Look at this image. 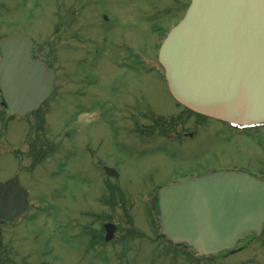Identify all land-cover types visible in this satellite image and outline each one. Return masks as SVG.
<instances>
[{
  "label": "rangeland",
  "instance_id": "374dc122",
  "mask_svg": "<svg viewBox=\"0 0 264 264\" xmlns=\"http://www.w3.org/2000/svg\"><path fill=\"white\" fill-rule=\"evenodd\" d=\"M189 2L0 0V39H33L57 76L54 96L37 112L6 119L0 106V181L17 175L33 205L5 229L0 257L10 251V264H264V238L242 242L244 251L224 262L181 263L160 237L157 188L189 172L240 170L264 179V128L236 135L202 121L193 129L162 78L145 70ZM121 104L139 113L115 112ZM37 148L46 153L41 164L28 154ZM102 166L119 179H107ZM108 223L116 232L104 244Z\"/></svg>",
  "mask_w": 264,
  "mask_h": 264
},
{
  "label": "water",
  "instance_id": "95a60500",
  "mask_svg": "<svg viewBox=\"0 0 264 264\" xmlns=\"http://www.w3.org/2000/svg\"><path fill=\"white\" fill-rule=\"evenodd\" d=\"M32 46L22 34L0 39V94L11 117L36 112L54 90L55 74L31 58ZM157 59L173 98L188 110L234 128L264 126V0H190ZM27 196L17 178L0 184V222L21 217ZM157 197L163 235L198 255L231 249L259 235L264 222V181L244 172L178 178ZM104 230L111 241L115 226Z\"/></svg>",
  "mask_w": 264,
  "mask_h": 264
},
{
  "label": "flooded vegetation",
  "instance_id": "af4514ba",
  "mask_svg": "<svg viewBox=\"0 0 264 264\" xmlns=\"http://www.w3.org/2000/svg\"><path fill=\"white\" fill-rule=\"evenodd\" d=\"M33 41V46H32V49H31V58L33 60H38V61H41L43 63H45L48 67H50V62L49 60L45 59V58H41V57H38L36 55V49H37V45L35 44V41L33 39H31ZM133 51L131 52V54L133 55ZM0 59H1V56H0ZM125 60L122 59V61L119 63V64H115L117 67H121V66H125L126 64H124ZM136 64H134L135 66ZM139 65V64H137ZM128 67V66H126ZM51 68V67H50ZM129 68V67H128ZM159 77V76H158ZM56 79H57V76H56ZM162 79L163 76H162ZM55 84H56V81H55ZM165 84V83H164ZM55 90H56V85H55V88H54V91L53 93L51 94V96L44 102L46 103L50 98H52L54 96V93H55ZM43 103V104H44ZM42 104V105H43ZM41 105V107H42ZM124 105V106H123ZM121 104V107L120 108H117L115 110V112H117V110L119 109V111L123 114H136V113H139V109H135L134 106L131 107L129 105H126V104ZM0 106L2 107V112H3V115L4 117H6V119H13V118H17V117H10L8 115L5 114V104L4 102L2 101V98H1V94H0ZM178 107V109L180 111H183L184 112V115L185 116H188L187 120L189 121H195L194 123V128L193 129H197L198 128V125L202 122V121H210L212 122V120L208 119V118H205L204 116H201V115H198L196 113H193L191 111H188L187 109H185L184 107L180 106V105H176ZM40 107V108H41ZM39 108V109H40ZM138 108V107H137ZM38 109V110H39ZM37 110V111H38ZM36 111V112H37ZM130 120V119H128ZM132 124H134V120L132 122ZM134 126V125H133ZM223 126V125H222ZM224 127V126H223ZM225 128V127H224ZM227 128V126H226ZM229 128V127H228ZM255 129H244V130H240L238 129V131H234V133H236L237 135H250L252 131H254ZM233 132V131H232ZM190 140H193L195 139V137L193 136V134H190L187 136ZM149 140V139H148ZM28 146V145H27ZM57 148V147H56ZM56 149H54L52 152H54ZM44 148H37V150L35 152L29 150L28 154L31 152L33 154V158H31L33 161H35V163L37 164H41L43 161H44V154H46L44 152ZM20 154L21 151H20ZM35 155V156H34ZM41 158V159H39ZM32 165H35V164H32ZM105 166H102V169L104 168ZM108 167V166H107ZM110 168V167H109ZM102 173L103 175L105 176L103 170H102ZM186 176H190V177H200L202 175H199L198 173H194V172H189V173H185L184 175H181L180 177H186ZM119 175L118 177L115 179V180H118L119 179ZM13 178H17L18 182H19V178L17 175H14L12 177H9L6 181H0V184H4V183H7L8 181H10L11 179ZM107 178V177H106ZM264 180V179H262ZM20 184V182H19ZM21 186V184H20ZM22 188V186H21ZM157 194V192H156ZM157 197V196H156ZM24 218L21 217L20 219H18L17 221L13 222V223H5V222H0V239L1 237L3 236V233L5 232V229L6 228H12V227H15L18 223H20L22 221V219ZM158 218H159V229L161 231V227H160V217H159V213H158ZM152 220H150L151 222ZM164 241H166L170 247H167L168 250L166 251L167 253H170V255H172V259L173 260H177L179 262L180 259H186L189 261L191 260H195L196 262L197 261H207V259L209 260L208 262H211V263H219L221 261H226L230 256H234L235 254L237 253H240L242 251H244V249L246 248V246H242L241 243L242 242H245V243H249V244H252L256 239H263L264 238V223L261 227V231H260V234L259 235H256L254 233H251L249 234L245 239L239 241L235 247H233L232 249H229V250H225V251H221V252H218L216 254H211V255H198L192 248H190L188 245L184 244V243H179V244H175L173 242H171L169 239H167L163 234H162V231H161V236H160ZM9 240V239H8ZM7 240V242L9 243V241ZM114 240V239H113ZM112 240V241H113ZM110 243V242H109ZM108 244V243H106ZM249 244L247 246H249ZM178 249V250H177ZM186 250V251H185ZM4 251V257H0V264H10L11 262V259L13 258V256H11L9 253L10 251L6 252ZM9 260V261H8ZM185 260V261H186ZM183 262V261H182ZM181 262V263H182ZM15 264H17V262H15Z\"/></svg>",
  "mask_w": 264,
  "mask_h": 264
}]
</instances>
